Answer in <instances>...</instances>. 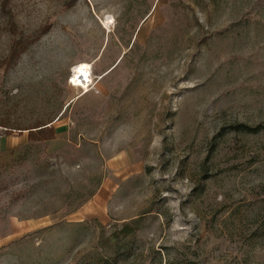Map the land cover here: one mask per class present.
Listing matches in <instances>:
<instances>
[{
    "label": "rangeland",
    "instance_id": "1",
    "mask_svg": "<svg viewBox=\"0 0 264 264\" xmlns=\"http://www.w3.org/2000/svg\"><path fill=\"white\" fill-rule=\"evenodd\" d=\"M0 264H264V0H0Z\"/></svg>",
    "mask_w": 264,
    "mask_h": 264
},
{
    "label": "bare ground",
    "instance_id": "2",
    "mask_svg": "<svg viewBox=\"0 0 264 264\" xmlns=\"http://www.w3.org/2000/svg\"><path fill=\"white\" fill-rule=\"evenodd\" d=\"M109 20H111L112 23V18L110 16L106 17V20L104 21L105 25H109L111 23H109ZM81 65H87L89 67L84 68V69H80L79 72L74 71V69H79ZM73 73H72V80L75 77L77 83L71 84L73 86H80L83 85V87H87L90 82L92 81L91 78V64L89 62H85V61H81L78 62L77 64H75V66L72 69Z\"/></svg>",
    "mask_w": 264,
    "mask_h": 264
},
{
    "label": "trees",
    "instance_id": "3",
    "mask_svg": "<svg viewBox=\"0 0 264 264\" xmlns=\"http://www.w3.org/2000/svg\"><path fill=\"white\" fill-rule=\"evenodd\" d=\"M13 52H16V50H15V48H14V50H13ZM49 123V122H48ZM48 126H50V125H47V123H44V124H39V125H36V126H32V127H30L29 129H31V130H29V135H30V138L31 139H37L36 138V136L35 135H33V134H35V133H33V132H36V133H41V134H43V132L45 131V128H47ZM245 128H249L248 126H245V125H243ZM8 131H10V130H8ZM39 138H41V139H46V138H48V136H43V135H40V137ZM122 231L124 232V233H128L130 230H129V225L127 224V225H124L123 227H122Z\"/></svg>",
    "mask_w": 264,
    "mask_h": 264
},
{
    "label": "snow or ice",
    "instance_id": "4",
    "mask_svg": "<svg viewBox=\"0 0 264 264\" xmlns=\"http://www.w3.org/2000/svg\"><path fill=\"white\" fill-rule=\"evenodd\" d=\"M109 23H111V20H109ZM87 67H89V66H87V65H81L79 69H74V71L79 72L80 69H84V68H87ZM71 82H72V83H77L75 77L73 78V80H72Z\"/></svg>",
    "mask_w": 264,
    "mask_h": 264
},
{
    "label": "built area",
    "instance_id": "5",
    "mask_svg": "<svg viewBox=\"0 0 264 264\" xmlns=\"http://www.w3.org/2000/svg\"><path fill=\"white\" fill-rule=\"evenodd\" d=\"M71 81H72V76L69 77V82H70V84H74V83H72ZM80 87L83 88V85H80ZM84 88H85V87H84Z\"/></svg>",
    "mask_w": 264,
    "mask_h": 264
}]
</instances>
